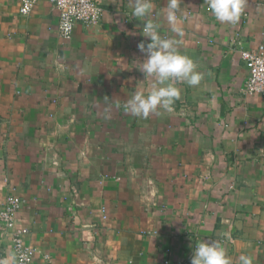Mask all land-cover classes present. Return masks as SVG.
Wrapping results in <instances>:
<instances>
[{
    "label": "crops",
    "instance_id": "0c3cea01",
    "mask_svg": "<svg viewBox=\"0 0 264 264\" xmlns=\"http://www.w3.org/2000/svg\"><path fill=\"white\" fill-rule=\"evenodd\" d=\"M95 1L102 20L66 39L50 0L28 14L0 0V207L23 200L32 264H191L213 239L232 264H264V93L245 91L241 55L264 45V0H243L234 24L181 0L182 36L159 15L167 0H152L158 31L202 80L177 83L173 110L147 119L124 107L151 89L143 22L131 0ZM13 256L0 231V259Z\"/></svg>",
    "mask_w": 264,
    "mask_h": 264
},
{
    "label": "clouds",
    "instance_id": "9594fccd",
    "mask_svg": "<svg viewBox=\"0 0 264 264\" xmlns=\"http://www.w3.org/2000/svg\"><path fill=\"white\" fill-rule=\"evenodd\" d=\"M208 7L221 23L234 24L238 21L243 0H207ZM181 0H167L159 15L167 22L169 30L182 36L183 30L178 22ZM132 15L142 21V35L149 39L146 45L138 44L144 59L139 65L145 79L151 78V89L145 93L137 90L124 104L125 109L136 117L147 119L151 114H159V109L171 112L175 101L180 98L177 83L197 86L202 74L197 71L194 61L181 53L176 38L164 37L158 29L160 24L154 21L152 0H131ZM139 26V25H138ZM16 258L0 259V264H15ZM191 264H232L226 249L218 240L196 242L193 248ZM238 264H253L250 254H240Z\"/></svg>",
    "mask_w": 264,
    "mask_h": 264
},
{
    "label": "built area",
    "instance_id": "2783aa9c",
    "mask_svg": "<svg viewBox=\"0 0 264 264\" xmlns=\"http://www.w3.org/2000/svg\"><path fill=\"white\" fill-rule=\"evenodd\" d=\"M39 0H20L21 12L28 14ZM59 10V32L71 39L77 22L86 26L98 24L103 16V9L95 0H50ZM242 58L249 70L245 91L249 94L264 93V45L253 49H242ZM23 200L16 193H10L0 207V231L6 232L13 244L15 264H32L34 256L39 249L26 242L29 229L20 225L18 213ZM46 259L49 254L44 253Z\"/></svg>",
    "mask_w": 264,
    "mask_h": 264
}]
</instances>
